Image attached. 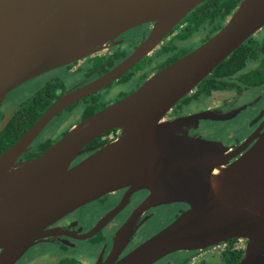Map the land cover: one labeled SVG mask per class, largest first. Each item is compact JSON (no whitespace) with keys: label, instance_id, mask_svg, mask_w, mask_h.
<instances>
[{"label":"water","instance_id":"obj_1","mask_svg":"<svg viewBox=\"0 0 264 264\" xmlns=\"http://www.w3.org/2000/svg\"><path fill=\"white\" fill-rule=\"evenodd\" d=\"M205 0H0V102L28 79L94 53L124 31L153 23L114 68L54 101L0 154V264H14L64 214L107 192L147 189L145 203L185 202L188 209L115 260L131 222L100 264H151L177 250L244 238L235 264H264V130L233 161L219 142L178 132L163 115L249 37L264 27V0H240L223 26L134 91L75 124L33 158L15 163L60 110L103 87L143 56ZM117 138L84 148L107 130Z\"/></svg>","mask_w":264,"mask_h":264},{"label":"flooded vegetation","instance_id":"obj_2","mask_svg":"<svg viewBox=\"0 0 264 264\" xmlns=\"http://www.w3.org/2000/svg\"><path fill=\"white\" fill-rule=\"evenodd\" d=\"M189 12L129 69L54 115L28 143L15 163L38 156L75 124L128 95L150 75L215 33L209 31L211 25L207 24L182 38L181 33L186 28L183 19ZM152 27L151 22L134 26L113 41L104 43L94 53L42 72L8 92L0 102V154L16 143L59 97L98 78L128 57ZM253 37L254 40L245 42L251 44L263 39L264 27ZM168 43L171 49L164 55L160 50ZM261 68H264V52L247 60L238 71L224 75L219 87H200L199 82L161 120H182L178 132L219 142L226 148V153L232 155L228 162L233 161L251 147L264 130V79L256 81L255 75L248 76ZM22 88H26L23 97L15 100L14 95ZM39 109L42 111L37 114ZM119 133V129L105 131L85 145L84 148L92 149L77 159L117 138ZM148 195L147 189L125 186L80 205L46 226L44 233L14 264H100L110 256L116 233L131 222L132 233L115 258L120 259L189 207L180 201L145 203ZM228 244L235 250L229 258H235L239 251L242 250L243 254L246 239L232 238L204 248L173 251L151 264H226Z\"/></svg>","mask_w":264,"mask_h":264},{"label":"trees","instance_id":"obj_3","mask_svg":"<svg viewBox=\"0 0 264 264\" xmlns=\"http://www.w3.org/2000/svg\"><path fill=\"white\" fill-rule=\"evenodd\" d=\"M239 1L240 0H206L202 3V5L197 6L195 9L189 12V14L183 19L184 21H186V28L182 31L181 37H186L200 30L201 27L207 24L211 25V30H209L210 32H216L223 26L230 14L238 5ZM253 38L254 37L252 35L250 38H248V40H254ZM252 42L253 43L251 44H249L248 42H243L228 57H226V59L221 61L210 74L202 79L199 83V86L206 88L219 87L221 86V81L224 75L238 71V69H240L247 60L262 55V53L264 52V38ZM170 49L171 45L168 43L160 50V52L166 55L169 54ZM171 60H169L168 62H170ZM166 63L161 66H164ZM251 75H255L254 80L256 81L264 79V68H261L258 72H252L248 74L249 77ZM213 77L218 79H214ZM209 82L212 83L209 84ZM42 109L37 110V114H39ZM234 252L235 250H233L231 244L226 245V264H235L237 260H239L242 256L241 250L238 252L239 256L235 258H229V254H233Z\"/></svg>","mask_w":264,"mask_h":264},{"label":"rangeland","instance_id":"obj_4","mask_svg":"<svg viewBox=\"0 0 264 264\" xmlns=\"http://www.w3.org/2000/svg\"><path fill=\"white\" fill-rule=\"evenodd\" d=\"M25 89L26 88L20 89V91L17 94L14 95L16 97L15 100L19 99L20 97H23L22 95H23Z\"/></svg>","mask_w":264,"mask_h":264}]
</instances>
